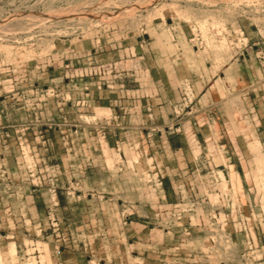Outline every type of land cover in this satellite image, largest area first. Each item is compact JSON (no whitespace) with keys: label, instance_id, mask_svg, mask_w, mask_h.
Segmentation results:
<instances>
[{"label":"rangeland","instance_id":"rangeland-1","mask_svg":"<svg viewBox=\"0 0 264 264\" xmlns=\"http://www.w3.org/2000/svg\"><path fill=\"white\" fill-rule=\"evenodd\" d=\"M79 47L106 56L167 54L188 63L187 72L218 69L248 51L264 67V0H0V245L14 231L24 247L41 238L47 264H62L61 249L69 250L63 259L82 264H264V173L257 179L263 197L248 196L252 206L234 209L235 223L220 218L226 210L213 209L210 191H196L172 216L177 244L156 254L144 242L128 244L117 216H139L118 208L113 190L143 187L144 162L135 175H116L101 154L93 109L80 115L81 104L65 101L64 80L47 86L48 63L61 64ZM39 187L46 194L36 214L28 195ZM234 189L245 203L239 179ZM25 258L20 264H36Z\"/></svg>","mask_w":264,"mask_h":264},{"label":"crops","instance_id":"crops-1","mask_svg":"<svg viewBox=\"0 0 264 264\" xmlns=\"http://www.w3.org/2000/svg\"><path fill=\"white\" fill-rule=\"evenodd\" d=\"M175 58L161 53L152 59L139 51L106 56L99 49L79 47L71 48L61 64L48 63L53 68L47 73V86L53 89L64 80L60 93L65 101L67 97L81 104L80 115L93 109L95 128L102 131L97 132V141L108 167L118 176H131L139 173V161L144 162L141 175L148 179L143 187L113 191L118 208L133 209L139 216H117L121 228L127 229L122 236L131 245L144 242L143 248L155 254L179 240L172 216L185 201L184 194L210 191L213 209L226 210L217 212L225 223L236 222L234 209L238 213L251 208L252 193L263 197L257 179L264 173V67L248 51L228 58L218 69L209 64L202 71L187 72L188 63ZM3 112L0 105V121ZM73 126L84 138L83 125ZM66 137L75 143L71 132ZM236 179L245 203L234 189ZM39 188L28 195L36 214L43 207L40 197L46 194ZM56 201L59 204L58 195ZM249 218L256 217L249 213ZM13 234L11 240L5 235V246L0 243V257L5 260L0 259V264H15L14 258L20 264L24 256L47 264L41 238L26 239L24 247L18 232ZM86 238L83 234L81 240ZM65 252L69 250L59 253L62 264H82L63 259Z\"/></svg>","mask_w":264,"mask_h":264},{"label":"built area","instance_id":"built-area-1","mask_svg":"<svg viewBox=\"0 0 264 264\" xmlns=\"http://www.w3.org/2000/svg\"><path fill=\"white\" fill-rule=\"evenodd\" d=\"M260 64H262V61L260 62ZM263 65V64H262Z\"/></svg>","mask_w":264,"mask_h":264}]
</instances>
